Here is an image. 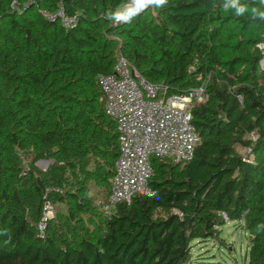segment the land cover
<instances>
[{"label": "trees", "instance_id": "1", "mask_svg": "<svg viewBox=\"0 0 264 264\" xmlns=\"http://www.w3.org/2000/svg\"><path fill=\"white\" fill-rule=\"evenodd\" d=\"M135 9L0 0V264H226L194 250L213 242L231 253L230 222L249 238L243 264H264V0H167L114 18ZM61 10L72 28L43 15ZM121 57L167 96L204 87L206 101L192 110L193 159H154L155 195L105 215L90 184L108 199L120 147L98 78ZM40 160L53 164L41 171ZM47 203L67 214L42 239Z\"/></svg>", "mask_w": 264, "mask_h": 264}, {"label": "built area", "instance_id": "2", "mask_svg": "<svg viewBox=\"0 0 264 264\" xmlns=\"http://www.w3.org/2000/svg\"><path fill=\"white\" fill-rule=\"evenodd\" d=\"M43 15L51 22L61 21L67 29L76 23L63 10L55 16L44 12ZM257 48L262 54L259 69L264 73V40ZM98 86L103 110L116 124L120 147L110 195L106 201L97 203L102 213L111 215L118 205H130L138 196L155 195L149 186L154 159L171 161L182 167L193 159L200 139L192 123V110L205 103L206 96L204 87L187 96H167L162 88L145 80L123 57L114 73L99 76ZM51 213L52 206L47 203L37 227L42 239Z\"/></svg>", "mask_w": 264, "mask_h": 264}, {"label": "rangeland", "instance_id": "3", "mask_svg": "<svg viewBox=\"0 0 264 264\" xmlns=\"http://www.w3.org/2000/svg\"><path fill=\"white\" fill-rule=\"evenodd\" d=\"M102 107L103 104L100 102ZM47 160H40L36 163V167L41 170V171H46L50 168V166L53 164L52 161H48V165H44L43 162ZM41 162V163H39ZM104 196L103 194V189L99 188L98 185L95 184V182H91L90 184V198L92 200V204L94 206L97 205L98 201L103 199L102 197ZM52 206V205H51ZM67 214V207L61 204H57L56 206H52V213L50 216L52 217L51 219L54 221H58L59 215H66ZM161 215H164L162 212H160ZM84 219L86 220L87 216H83ZM92 228V227H91ZM222 238L225 240L227 243V246H230V252L227 253L222 252L219 250V247L213 243V242H208L207 244H202L199 247H196L194 250V253L196 255H201L205 253H210L207 256H212L216 255L218 257V260L220 261H225L226 264H243L244 263V257L248 248V243H249V238L247 233L241 229L238 228L235 223L230 222L229 224L225 225L222 230ZM207 251V252H206ZM228 254L231 255L232 258L228 259ZM217 260V261H218Z\"/></svg>", "mask_w": 264, "mask_h": 264}, {"label": "clouds", "instance_id": "4", "mask_svg": "<svg viewBox=\"0 0 264 264\" xmlns=\"http://www.w3.org/2000/svg\"><path fill=\"white\" fill-rule=\"evenodd\" d=\"M167 3V0H136V9L134 12H129L128 14H120L116 13L114 18L117 20H124L128 21L131 19V16L134 15L136 12L141 11L145 7L149 5H155L157 7L163 6Z\"/></svg>", "mask_w": 264, "mask_h": 264}, {"label": "water", "instance_id": "5", "mask_svg": "<svg viewBox=\"0 0 264 264\" xmlns=\"http://www.w3.org/2000/svg\"><path fill=\"white\" fill-rule=\"evenodd\" d=\"M39 163H41V162H39ZM41 164H42V163H41ZM43 164H44V165H48L49 162H48V161H45V162H43Z\"/></svg>", "mask_w": 264, "mask_h": 264}]
</instances>
